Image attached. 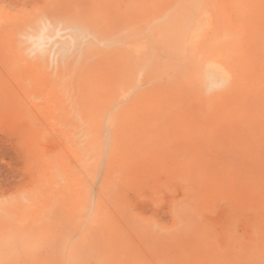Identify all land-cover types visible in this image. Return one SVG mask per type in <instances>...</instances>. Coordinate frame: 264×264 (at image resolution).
I'll list each match as a JSON object with an SVG mask.
<instances>
[{
	"label": "rangeland",
	"instance_id": "1",
	"mask_svg": "<svg viewBox=\"0 0 264 264\" xmlns=\"http://www.w3.org/2000/svg\"><path fill=\"white\" fill-rule=\"evenodd\" d=\"M0 264H264V0H0Z\"/></svg>",
	"mask_w": 264,
	"mask_h": 264
}]
</instances>
